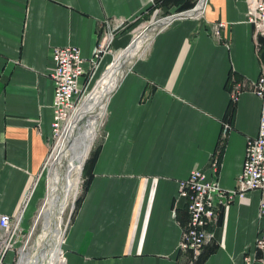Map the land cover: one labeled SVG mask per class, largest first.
<instances>
[{
    "label": "crops",
    "instance_id": "1",
    "mask_svg": "<svg viewBox=\"0 0 264 264\" xmlns=\"http://www.w3.org/2000/svg\"><path fill=\"white\" fill-rule=\"evenodd\" d=\"M156 1L0 0V214L21 213L24 232L44 200L53 49L75 46L89 59L114 33L113 50H123L140 25L177 10ZM247 7L210 0L157 31L133 62L110 99L90 185L61 241L64 264H186L178 249L189 223L180 182L198 168L235 189L247 141L258 134L262 103L253 82L264 74V39L247 22ZM220 22L227 28L217 37ZM263 198L251 191L222 212L204 264H244L247 254L264 264L255 247Z\"/></svg>",
    "mask_w": 264,
    "mask_h": 264
},
{
    "label": "built area",
    "instance_id": "2",
    "mask_svg": "<svg viewBox=\"0 0 264 264\" xmlns=\"http://www.w3.org/2000/svg\"><path fill=\"white\" fill-rule=\"evenodd\" d=\"M201 1L199 0L198 4ZM246 1L247 22L254 27L255 35L264 39V0ZM185 13L166 16V18L175 19ZM162 18L164 17L159 19ZM225 28H227L226 23H218L214 35L220 37ZM114 39V33L106 35L89 59H85L81 50L75 46L53 49V70L50 75L55 86L53 140L61 136L75 110L80 107L84 91L88 90L103 58L110 54L108 52ZM253 92L262 103L258 134L247 141L244 164L236 188L223 189L216 178L209 180L206 173L198 168L179 184L178 198L185 200L189 213V223L182 233L178 248L179 253L185 257L186 264H198L204 250L214 243V230L219 225L222 212L230 204L242 200L251 191L264 194V74L253 82ZM237 94L239 90L233 95V101L236 100ZM210 167L216 175L218 163L215 159L211 160ZM22 216V214L16 216L0 214V264H11L7 262V256L10 252H14ZM260 217H264V198L260 203ZM255 247L264 252V229L259 233ZM246 261L252 264L255 259L247 254Z\"/></svg>",
    "mask_w": 264,
    "mask_h": 264
},
{
    "label": "bare ground",
    "instance_id": "3",
    "mask_svg": "<svg viewBox=\"0 0 264 264\" xmlns=\"http://www.w3.org/2000/svg\"><path fill=\"white\" fill-rule=\"evenodd\" d=\"M206 2L208 3V0H202L194 9L175 19L166 17L159 19L139 32L123 49V54L107 68L99 89L75 110L45 165L44 173H47L48 166L49 172L47 178L45 177L47 184L45 203L40 211L44 219L42 245L35 255L23 253L18 264H58L61 262L59 260L62 255L63 215L70 200L79 191L81 172L93 145L97 127L100 124L99 119L105 116L112 94L116 92L132 62L140 58L149 48L157 31L164 29L176 19L193 16ZM23 220L22 217L21 224Z\"/></svg>",
    "mask_w": 264,
    "mask_h": 264
},
{
    "label": "rangeland",
    "instance_id": "4",
    "mask_svg": "<svg viewBox=\"0 0 264 264\" xmlns=\"http://www.w3.org/2000/svg\"><path fill=\"white\" fill-rule=\"evenodd\" d=\"M195 2H196L195 4H197L199 2V0H195ZM192 9H194V8H192ZM187 11H189V10H184V11H177L176 10V11H173L172 13H168L167 15H165V14L163 15V13H164L163 12L162 15L159 18L164 17V16L165 17L166 16L167 17L168 16H173V15H177V14L184 13V12H187ZM148 25H150V24H147V23L146 24H142L137 29H135L133 31V35L134 36L132 38H134L139 32H141ZM112 44H111V48L109 49L108 53L113 54L114 56L111 55L110 62L108 64H106L105 66H102V64L100 65L101 68H100L99 72L97 71L98 74L96 73V75L94 76V78L90 82L88 90L84 91L81 105H82V103L84 102L85 99H87V101H88L89 97L94 95L96 90L99 89V86H100L101 82H103V80H104V76L106 74L107 68L111 64L115 63V61L123 54L124 50L114 51L113 47H112ZM133 62H132V64H133ZM132 64H131V66H132ZM111 98H112V96H111ZM109 103H110V101H109ZM108 106H109V104H108ZM83 109H84V107L81 109V111ZM107 117H108V108H107V112H106L105 116H102L99 119V123L100 124H98L96 135H95V139H94L93 145H92V147L90 149V152H89L90 156L88 155L89 158L87 157L88 160L90 159L91 155L96 151V149L102 144V142L105 139V135H106L105 134V126H106V122H107ZM59 139L60 138H54V140H53V142L51 144V149L49 151V156L53 153L54 148L56 147V144L58 143ZM49 156H48V158H49ZM48 158H47V160H48ZM47 160H46V163H47ZM86 163L84 165H86ZM84 168H85V166H84ZM48 170H49V166H48V168L46 170L47 173H44L46 178L48 176V172H49ZM82 170L84 172V169H82ZM83 172H81L82 176H81V180H80L81 182L79 184V191L77 192V195L70 200V203H69V205H68V207H67V209H66V211H65V213L63 215L61 241L63 240V236H64V240H65L67 229H68L69 225L71 224V221L73 220L74 214H75V212L77 210L76 209L77 202L84 194ZM43 185H44V194H43L44 200L40 204L39 211L36 214L35 218L33 219L30 229L28 231L24 232L22 227H21V225H20L19 230H18V238H17V241H16V245L14 247V252H10L8 254V256H7V262L8 263L18 264V262H19L20 258L22 257L23 253H31L32 255L37 254L39 248L42 245L41 244L42 243V239L41 238H42V235L44 233V219L41 216L40 211H41V209L44 206L45 198H46V192H47L46 191L47 190V184H46L45 178L43 180V183L41 184V189H43L42 188ZM39 191H40V189H39ZM29 196H30V194L26 195L24 207L26 206L27 201L29 200ZM19 214H21V213H19ZM64 232H65V235H64ZM50 242H52V240ZM60 258L61 259L59 261L62 262V260H63L62 256H60ZM61 262L58 263V264H63ZM255 263H256V260L252 264H255ZM244 264H251L250 262L246 261V255L244 257Z\"/></svg>",
    "mask_w": 264,
    "mask_h": 264
},
{
    "label": "trees",
    "instance_id": "5",
    "mask_svg": "<svg viewBox=\"0 0 264 264\" xmlns=\"http://www.w3.org/2000/svg\"><path fill=\"white\" fill-rule=\"evenodd\" d=\"M195 3H196L195 0H157L155 5L158 7H167L168 9H170L172 7H177V11H184V10H189V9L194 8ZM234 106H235V104H234V102H232V104L230 106L231 107L230 108L231 114L234 111ZM99 148L100 147H98L96 149V151L91 155L89 160L87 159L88 161L86 160L87 163L85 162L86 163L85 168L83 167L84 172H83V170H82V172H83V178H84V193L87 190L88 186L90 185L92 168H93L94 163L98 157ZM81 200H82V197L78 200L77 205H76V209L79 207ZM215 250H216V247H214V246L211 248L207 247L205 249V251L203 252L201 258H200L199 264H204L208 255Z\"/></svg>",
    "mask_w": 264,
    "mask_h": 264
},
{
    "label": "water",
    "instance_id": "6",
    "mask_svg": "<svg viewBox=\"0 0 264 264\" xmlns=\"http://www.w3.org/2000/svg\"><path fill=\"white\" fill-rule=\"evenodd\" d=\"M153 23H154V22H153ZM153 23H152V24H153ZM150 25H151V24H150Z\"/></svg>",
    "mask_w": 264,
    "mask_h": 264
}]
</instances>
